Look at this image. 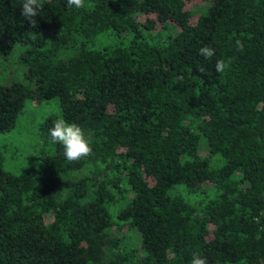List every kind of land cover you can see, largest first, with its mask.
I'll return each mask as SVG.
<instances>
[{
    "label": "trees",
    "instance_id": "obj_1",
    "mask_svg": "<svg viewBox=\"0 0 264 264\" xmlns=\"http://www.w3.org/2000/svg\"><path fill=\"white\" fill-rule=\"evenodd\" d=\"M192 2L41 0L32 27L23 0H0V50L21 44L34 83L0 84V133L29 99L61 106L40 126V172L7 171L0 154V264H264V0H211L198 16ZM58 118L93 155L67 161Z\"/></svg>",
    "mask_w": 264,
    "mask_h": 264
},
{
    "label": "rangeland",
    "instance_id": "obj_2",
    "mask_svg": "<svg viewBox=\"0 0 264 264\" xmlns=\"http://www.w3.org/2000/svg\"><path fill=\"white\" fill-rule=\"evenodd\" d=\"M125 1L129 3L133 0ZM210 2L211 0H193L191 7L195 16H198L208 7ZM140 18L145 19L146 15L141 13ZM23 52L24 47L21 44H17L10 53H3L0 50V84L18 81L28 87L34 86V83L26 75L27 65L23 61ZM68 54H71V52H67L64 56L66 57ZM59 113H61L59 97L49 101H35L32 99L27 101L25 109L18 117L15 128L11 131L0 133V154L3 158L5 170L20 174L24 172L38 173L43 169L44 161L42 156L46 151L52 150V144L50 140L41 137L40 126L47 117ZM201 153L208 155V149L202 146ZM92 172L93 169L86 167L72 173L69 177L78 179L92 175ZM51 218V215L48 216L49 221ZM136 231L125 228L120 232L124 236L126 245H136L138 234L140 235L138 230Z\"/></svg>",
    "mask_w": 264,
    "mask_h": 264
},
{
    "label": "clouds",
    "instance_id": "obj_3",
    "mask_svg": "<svg viewBox=\"0 0 264 264\" xmlns=\"http://www.w3.org/2000/svg\"><path fill=\"white\" fill-rule=\"evenodd\" d=\"M50 5L52 0H47ZM69 8L75 7L77 9L84 8L85 0H67ZM44 4L41 0H23L21 15L25 17L32 27L37 25L35 17L43 10ZM235 48L237 51H244L243 41L237 39L235 41ZM199 54L204 56L205 59L211 60L215 55V49L210 46H203L199 49ZM231 65V59L227 62L223 59L216 62L217 73H224L229 69ZM200 72H205L206 69L203 65L198 66ZM50 136L53 142H56L63 146L64 156L69 163L78 162L86 157L93 155L92 143L93 139L90 135L85 133V130L77 123H70L63 118H58L53 122V126L50 128ZM78 171V170H74ZM64 180L63 175H61ZM67 181V180H66ZM67 187L60 193H65ZM191 264H207L206 258H202L199 255L194 254Z\"/></svg>",
    "mask_w": 264,
    "mask_h": 264
}]
</instances>
